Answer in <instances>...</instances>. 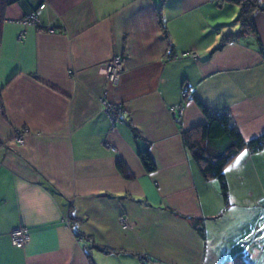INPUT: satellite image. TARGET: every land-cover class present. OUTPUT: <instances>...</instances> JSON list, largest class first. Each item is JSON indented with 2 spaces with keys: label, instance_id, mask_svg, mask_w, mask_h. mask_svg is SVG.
I'll use <instances>...</instances> for the list:
<instances>
[{
  "label": "crops",
  "instance_id": "0c3cea01",
  "mask_svg": "<svg viewBox=\"0 0 264 264\" xmlns=\"http://www.w3.org/2000/svg\"><path fill=\"white\" fill-rule=\"evenodd\" d=\"M39 2L37 26L14 21ZM237 12L230 0H8L0 264H220L232 255L264 264V149L228 162L224 205L180 139V128L205 121L194 98L226 109L243 139L264 132V11L252 15L261 47L249 35L222 39L237 32ZM115 55L122 69L111 81L102 65ZM111 107L121 109L112 125ZM145 148L151 171L137 156ZM18 225L28 229L21 246L9 237Z\"/></svg>",
  "mask_w": 264,
  "mask_h": 264
},
{
  "label": "trees",
  "instance_id": "16d2710c",
  "mask_svg": "<svg viewBox=\"0 0 264 264\" xmlns=\"http://www.w3.org/2000/svg\"><path fill=\"white\" fill-rule=\"evenodd\" d=\"M230 1L235 3L238 7V12L235 17V21L238 24V30L235 33H225L222 39L225 41L234 38L235 35H249L253 38L255 44L258 47H261L252 15L253 11L256 9L264 11V5L258 0ZM7 3L8 0H0V23L2 21V10ZM34 10L35 9L32 8L23 15L33 12ZM158 23L161 28H164L159 14ZM33 26H37V23ZM52 29L54 31L53 27ZM262 57L264 62V49H262ZM181 93L183 98L188 95V91L185 89L182 90ZM194 101L204 115L205 121L184 129L180 128V139L190 158L195 163L201 177L205 180H214L216 182L223 203L224 205H227L229 203L228 182L224 173L226 165L242 149H248L250 151L264 149V132L258 134L257 136L243 139L238 129L233 124L230 114L226 109L211 110L199 102L197 98H194ZM119 111H121L120 108H110L108 113H112L116 118L113 122L117 120L121 121L118 116ZM180 116H178L176 111L173 113V117L176 119ZM110 125H112V121ZM20 131L21 130H16V134ZM137 156L144 170L151 171L154 169V163L152 162L146 148L138 150ZM115 167L123 177H132L131 171L121 159H116ZM193 220L194 218H192V221ZM66 221L70 226H72L75 221H78V219L72 216L69 210L66 215ZM192 224L200 236H204L201 222L196 220V222H192ZM76 236H78V234H76ZM220 264H249V262L239 255H232L223 259Z\"/></svg>",
  "mask_w": 264,
  "mask_h": 264
},
{
  "label": "built area",
  "instance_id": "2783aa9c",
  "mask_svg": "<svg viewBox=\"0 0 264 264\" xmlns=\"http://www.w3.org/2000/svg\"><path fill=\"white\" fill-rule=\"evenodd\" d=\"M44 6H45L44 2H39L37 4V6L34 7L35 10L33 12H29L23 16H20L19 18H15L14 21L18 22L22 26L35 25L38 22L37 10L44 8ZM47 30L53 31L52 27H50V26H47ZM18 36L21 37L22 34L20 33ZM102 68L105 71V73H107V79L111 80V79L116 78L119 74L118 71H120L122 69V57H121V55H115L113 58H111L106 63H104L102 65ZM168 109L172 113H174L176 111L178 116L181 115L182 108L178 103L170 105ZM107 115H108L109 120L112 121V124H113V121L116 118L111 113H108ZM18 138H21L20 132L17 134L15 133V135H14L15 140H18ZM103 144L110 146L106 141H103ZM119 219H120V223L124 226L125 222H124L123 217H121ZM64 220L67 223L66 217L64 218ZM9 237H10V241L13 245L21 246L28 238V230L23 225L14 226L9 231Z\"/></svg>",
  "mask_w": 264,
  "mask_h": 264
},
{
  "label": "rangeland",
  "instance_id": "374dc122",
  "mask_svg": "<svg viewBox=\"0 0 264 264\" xmlns=\"http://www.w3.org/2000/svg\"><path fill=\"white\" fill-rule=\"evenodd\" d=\"M109 80V79H108ZM0 110H1V103H0ZM16 142H18V143H21L22 142V135H21V138H18V140H16ZM122 216H118V221H119V223H120V219L119 218H121ZM121 224V223H120ZM122 225V224H121ZM123 226V225H122ZM261 229V226H260V228H258V231ZM260 234V233H259Z\"/></svg>",
  "mask_w": 264,
  "mask_h": 264
},
{
  "label": "bare ground",
  "instance_id": "6f19581e",
  "mask_svg": "<svg viewBox=\"0 0 264 264\" xmlns=\"http://www.w3.org/2000/svg\"><path fill=\"white\" fill-rule=\"evenodd\" d=\"M114 123V122H113ZM117 123V122H116ZM28 230V229H27Z\"/></svg>",
  "mask_w": 264,
  "mask_h": 264
},
{
  "label": "clouds",
  "instance_id": "9594fccd",
  "mask_svg": "<svg viewBox=\"0 0 264 264\" xmlns=\"http://www.w3.org/2000/svg\"><path fill=\"white\" fill-rule=\"evenodd\" d=\"M173 114V113H172Z\"/></svg>",
  "mask_w": 264,
  "mask_h": 264
}]
</instances>
